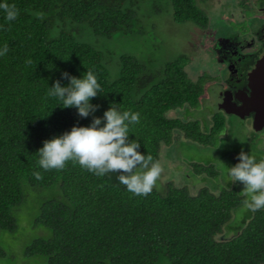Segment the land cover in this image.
<instances>
[{"label": "trees", "instance_id": "16d2710c", "mask_svg": "<svg viewBox=\"0 0 264 264\" xmlns=\"http://www.w3.org/2000/svg\"><path fill=\"white\" fill-rule=\"evenodd\" d=\"M165 1L174 22L202 29L215 8ZM249 1L239 4L264 6ZM139 8L140 0H0V230L16 229L15 211L37 189L51 196L32 221L47 234L23 248L36 264H264L261 187L246 196L237 179L221 185L207 163L191 164L205 183L195 192L189 182L160 191L126 181L127 166L157 162L174 132L211 146L225 123L216 110L207 124L169 116L195 109L211 81L191 79L182 55L157 64L156 43L143 58L98 43L147 31Z\"/></svg>", "mask_w": 264, "mask_h": 264}, {"label": "rangeland", "instance_id": "374dc122", "mask_svg": "<svg viewBox=\"0 0 264 264\" xmlns=\"http://www.w3.org/2000/svg\"><path fill=\"white\" fill-rule=\"evenodd\" d=\"M239 1L211 0L207 5L215 8H209V12L207 11L209 25L202 29L190 21L174 22L170 6L165 0H140L139 14L141 19L143 18V23L148 24L147 31L141 28L143 33L139 34V29L136 28L134 34L98 38V43L116 54L129 53L141 58L148 53L149 45L156 43L160 49L155 55L157 64L182 55L186 58V71L191 79H199L205 74L209 77L212 76L213 79L216 78L215 80H220L221 72L218 66L222 59L218 53L220 51L218 45H227L226 43L236 39L242 40L243 44L252 41L254 44L256 42L253 38L255 30L262 23L259 15H263L264 11L258 10L259 7H254V0H250L249 5L255 9L247 10L239 4ZM160 7H163V10H160ZM232 8L235 9L233 12ZM156 49L158 48L156 47ZM114 71L115 69H112L110 73L112 78L115 77ZM218 91L216 83L211 82L204 86L203 100H200L195 109L188 112L185 107H182L171 110L168 114L182 120L196 119L202 124L206 121L207 124L208 113L219 111L226 124L223 128L224 131L220 132L222 136L221 134L216 136L211 146H197L182 141L184 135L174 132L171 145L162 147L157 162L145 167L132 164L127 166L126 181L160 191L166 189L168 181H173L179 186L189 182L187 185L190 190L192 189V192H195L205 183L200 182L201 175L196 176L192 173L191 164L207 163L212 164L220 171L218 181L221 185L237 179L239 182L241 181V189L246 196L253 193V186L257 187V190L261 187V191L264 192V151L257 150L251 143L254 141L255 145H262L264 137L261 136L260 131H257L256 137H253L255 132L247 130V127L239 123L237 119L227 118L221 110L216 109L212 103L217 100ZM229 150L234 152L232 157L226 153ZM253 153L257 156L254 166L251 156ZM234 166H237V170L232 174L228 169ZM261 194L263 195V193ZM49 196L51 194L47 191L39 194L37 189H31L28 201L15 211L16 229L13 232L0 230V246L5 250V257L0 259V264L37 263L38 259L24 257L23 248L34 237L47 234V231L41 233L39 231L42 230L34 229L32 221L37 213L41 197ZM242 214L243 210L236 211L232 220L238 223Z\"/></svg>", "mask_w": 264, "mask_h": 264}, {"label": "flooded vegetation", "instance_id": "af4514ba", "mask_svg": "<svg viewBox=\"0 0 264 264\" xmlns=\"http://www.w3.org/2000/svg\"><path fill=\"white\" fill-rule=\"evenodd\" d=\"M259 8L264 11V8ZM259 16L262 23L255 30L253 38L256 42L243 44L242 40L236 39L227 45H218L222 59L218 66L221 79L215 80L210 76L219 88L217 100L212 103L214 107L227 118L234 117L247 130L255 132L253 137L257 136V131L264 137V64L262 62L258 68L254 66L264 56V14ZM254 148L264 151V143ZM252 157L254 159L255 156Z\"/></svg>", "mask_w": 264, "mask_h": 264}, {"label": "water", "instance_id": "95a60500", "mask_svg": "<svg viewBox=\"0 0 264 264\" xmlns=\"http://www.w3.org/2000/svg\"><path fill=\"white\" fill-rule=\"evenodd\" d=\"M262 62H263V64H264V56H262V59L259 60L258 62H256V64H255L254 66H255L256 68H258V66L263 65ZM263 112H264V111H263ZM235 114H236V113H235Z\"/></svg>", "mask_w": 264, "mask_h": 264}, {"label": "clouds", "instance_id": "9594fccd", "mask_svg": "<svg viewBox=\"0 0 264 264\" xmlns=\"http://www.w3.org/2000/svg\"><path fill=\"white\" fill-rule=\"evenodd\" d=\"M234 10H235V9H234V8H232V10H231V11L233 12ZM209 83H211V81H210Z\"/></svg>", "mask_w": 264, "mask_h": 264}]
</instances>
